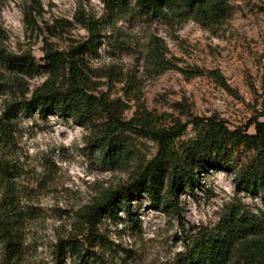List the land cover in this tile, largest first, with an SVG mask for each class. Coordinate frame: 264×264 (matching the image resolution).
Returning a JSON list of instances; mask_svg holds the SVG:
<instances>
[{"label":"rangeland","instance_id":"374dc122","mask_svg":"<svg viewBox=\"0 0 264 264\" xmlns=\"http://www.w3.org/2000/svg\"><path fill=\"white\" fill-rule=\"evenodd\" d=\"M230 5L229 17L204 26L112 13L106 0H0V49L45 64L46 40L69 52L90 40L87 19L96 21L98 51L80 61L90 91L125 102L127 121L147 110L160 118L161 127L185 124L175 144L185 158L200 135V120L217 117L249 133L264 121V0H231ZM26 12H33L34 26ZM158 37L165 53L162 65L151 53ZM67 77L55 79L56 86L64 87ZM47 80H54L48 72L28 75L0 63V126L10 103L30 98ZM10 132L5 142L0 131V167L8 176L0 174V206L15 202L26 215L22 264H54L60 237L88 233L80 216L86 207L129 185L159 150L155 140L126 130L122 143L130 154L124 162L112 161L92 144L94 127L55 114L20 113ZM256 157L255 151L237 146L230 169L199 173L193 189L177 196L165 181L166 206L145 193L132 197L130 209L97 224L102 237L90 246L96 259L69 256L65 264H179L195 235L214 229L231 211L264 215V200L236 179ZM171 201L179 208L168 207ZM0 264H10L2 252Z\"/></svg>","mask_w":264,"mask_h":264},{"label":"trees","instance_id":"16d2710c","mask_svg":"<svg viewBox=\"0 0 264 264\" xmlns=\"http://www.w3.org/2000/svg\"><path fill=\"white\" fill-rule=\"evenodd\" d=\"M231 0H106L112 13L152 17L169 24H181L187 20L208 26L224 21L232 13ZM33 12H26L28 24H35ZM84 19V18H83ZM86 21V19H84ZM91 32L90 40L74 47L69 52L58 50L49 40L45 42V64L37 63L29 54H12L0 49V63L10 70L33 75L40 71L50 73L54 80H47L36 88L30 98L14 101L7 106L1 119L0 131L5 142L12 136V121L20 113L38 112L42 117L50 114L73 118L76 122L95 128L91 142L112 161L124 162L130 148L122 143V131L132 130L149 137L159 144L157 155L142 170L135 174L129 185L110 190L86 207L80 214L88 228L83 237H60L55 244L54 264H65L67 257H86L95 260L98 256L90 248L99 237L97 224L104 217L116 218L121 209H130L131 199L141 193L147 194L157 205L166 206L161 196L165 181L174 196L183 189H193L199 173L214 169H230L237 146L255 151L257 157L237 175L238 185L264 200V121L255 123V133L241 128L232 129L217 117L200 120L198 139L186 148L185 158L175 150L176 138L186 125L177 123L170 128L161 127L160 118L144 110L129 121L123 118L127 107L120 99L112 100L106 94L90 91V80L82 68L83 55L97 53L100 30L96 21L87 19ZM151 51L155 61L162 65L165 53L162 40L152 41ZM82 63V64H81ZM68 75L64 87L56 86L55 79ZM0 81V95L3 93ZM2 178L6 173L0 167ZM172 202V201H171ZM9 202L0 206V253L10 264H22L24 240L21 225L26 220L22 210ZM168 207L179 208L175 202ZM88 262V261H87ZM179 264H264V215L256 216L241 210H233L222 217L212 230H202L195 235L187 253Z\"/></svg>","mask_w":264,"mask_h":264}]
</instances>
